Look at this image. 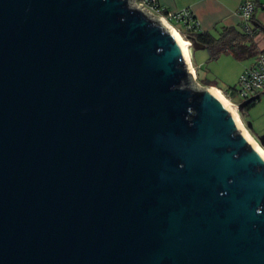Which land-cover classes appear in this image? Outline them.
Returning <instances> with one entry per match:
<instances>
[{"label": "water", "instance_id": "95a60500", "mask_svg": "<svg viewBox=\"0 0 264 264\" xmlns=\"http://www.w3.org/2000/svg\"><path fill=\"white\" fill-rule=\"evenodd\" d=\"M192 80L133 0H0V264H264V155Z\"/></svg>", "mask_w": 264, "mask_h": 264}, {"label": "crops", "instance_id": "0c3cea01", "mask_svg": "<svg viewBox=\"0 0 264 264\" xmlns=\"http://www.w3.org/2000/svg\"><path fill=\"white\" fill-rule=\"evenodd\" d=\"M244 0H159L160 4L168 9L176 10L183 7H189L199 20L201 30L209 31L218 36L224 26L239 25L243 23V18L239 12V6ZM255 3L256 9L254 11L255 19L264 25V0H251ZM260 30V29H258ZM258 32V31H257ZM256 42L259 48L264 49V30L258 32ZM206 48V47H204ZM204 48L196 49V55L199 56L200 61L195 64V74H199L204 79H208L217 85H212L222 90V86L218 83L225 85H236L242 71L254 63L255 57H250L244 60L235 58L231 53L224 52L216 59H209V52L202 56L200 52ZM208 50V49H207ZM203 54V53H202ZM204 59V60H202ZM213 62V66L208 69L215 77L214 79L208 78L203 70V61ZM209 62V64L211 63ZM208 64V65H209ZM199 65L200 69L196 67ZM231 87V86H230ZM264 100V90L261 91L260 98L256 103L252 104L249 111L254 108L257 103ZM256 104V105H255ZM264 128V125L262 126Z\"/></svg>", "mask_w": 264, "mask_h": 264}, {"label": "built area", "instance_id": "2783aa9c", "mask_svg": "<svg viewBox=\"0 0 264 264\" xmlns=\"http://www.w3.org/2000/svg\"><path fill=\"white\" fill-rule=\"evenodd\" d=\"M133 2L135 5L149 11L153 16L162 19L170 27L174 26V28H176V24L180 23V25L188 31L201 29L198 18L189 7L172 10L161 5L159 0H133ZM255 9V3L251 0H244L239 6L240 15L243 18V27L245 31L251 35L255 33L251 23V17ZM188 41L191 46V41ZM195 75L196 74H194V76ZM237 86L238 88H235L234 94H239L242 100L258 95L264 90V51L260 52L255 57L254 63L251 66L246 67L242 71ZM231 96L232 95L228 94V100L231 104L235 105L236 113L240 117L238 103L233 102L230 99Z\"/></svg>", "mask_w": 264, "mask_h": 264}, {"label": "trees", "instance_id": "16d2710c", "mask_svg": "<svg viewBox=\"0 0 264 264\" xmlns=\"http://www.w3.org/2000/svg\"><path fill=\"white\" fill-rule=\"evenodd\" d=\"M251 23L253 29L255 30L254 35L248 34L245 31L243 23L239 25L224 26L218 36L209 31H204L201 29L196 31H188L182 25H180L179 28L187 38H191L194 41L205 44V47L209 52V59H216L222 53L228 52L231 53L235 58L244 60L253 56H257L260 52L264 51V49L258 47L256 42L258 32L264 30V25L255 19L254 14L251 17ZM198 77H200L199 74ZM205 80V84L217 85L208 79ZM260 96L261 93L259 94L258 99ZM256 101L254 103H256Z\"/></svg>", "mask_w": 264, "mask_h": 264}, {"label": "rangeland", "instance_id": "374dc122", "mask_svg": "<svg viewBox=\"0 0 264 264\" xmlns=\"http://www.w3.org/2000/svg\"><path fill=\"white\" fill-rule=\"evenodd\" d=\"M180 23L176 24V28L180 31H178L176 28V30L178 31V33L182 36V38H184L185 40L188 41V38L186 37V35L181 31V29L179 28ZM189 42V41H188ZM188 50L190 53V57H191V63L194 66V62L195 64L198 63L200 61V57L196 55V49L193 46H190V42H189V46H188ZM203 52H200L202 56H205V54L208 53L207 48H204L202 50ZM203 53V54H202ZM204 60V59H202ZM209 62L211 61H203L202 63V67L203 70H199L200 72L202 71L205 73V75L208 78L214 79L215 77L213 76L212 73H210L208 71L209 68H211V66H213V62H211L209 64ZM209 64V65H208ZM211 65V66H210ZM196 67H198V69H200L199 65H196ZM194 68V67H193ZM195 74V70L193 72ZM193 74V80L192 82L197 85L198 87H204L208 84H205L204 81H206L204 78H202L201 76L198 77V74H196L194 76ZM220 86H222V90L218 89V91L226 98L228 96V94L232 95L231 96V100L235 103H239L242 100V97L239 94H234L235 93V88H238L237 84L236 85H225L222 83H218ZM212 86V85H210ZM214 87V86H212ZM228 89V90H227ZM228 100V97L226 98ZM256 105V104H255ZM240 114V119L242 121L243 126L246 128V130L248 131V133L252 136V138L255 140L256 144L258 146H260L263 150H264V146L261 144L260 140L264 135V128L262 127L264 125V100L261 101L260 103H257V105L252 108V110H246L245 111H239Z\"/></svg>", "mask_w": 264, "mask_h": 264}, {"label": "bare ground", "instance_id": "6f19581e", "mask_svg": "<svg viewBox=\"0 0 264 264\" xmlns=\"http://www.w3.org/2000/svg\"><path fill=\"white\" fill-rule=\"evenodd\" d=\"M171 29L173 31V33L176 35V37L178 38V40L180 41L181 45L183 46V49L185 51L186 57H187V61H188V65L190 67V70L192 72V74H194V68L193 65L191 63V57H190V53L188 50V46H189V42L187 40H185L184 38H182V36L178 33V31L174 28V26H171ZM211 88L227 103V105L230 107V109L235 113L236 117H237V121L241 127V129L243 130V132L247 135V137L250 139V141L261 151V153L264 155V150L258 146L255 142V140L252 138V136L248 133V131L246 130V128L243 126L241 119L239 118V116L236 113L235 110V105L231 104L229 102V100H227L219 91L216 87H212Z\"/></svg>", "mask_w": 264, "mask_h": 264}]
</instances>
